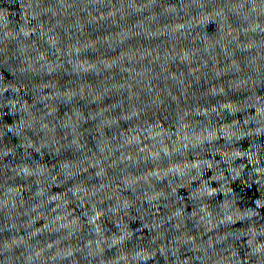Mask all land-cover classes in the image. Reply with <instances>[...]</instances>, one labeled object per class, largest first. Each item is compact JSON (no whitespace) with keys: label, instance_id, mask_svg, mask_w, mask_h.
I'll list each match as a JSON object with an SVG mask.
<instances>
[{"label":"water","instance_id":"obj_1","mask_svg":"<svg viewBox=\"0 0 264 264\" xmlns=\"http://www.w3.org/2000/svg\"><path fill=\"white\" fill-rule=\"evenodd\" d=\"M0 264H264V0H0Z\"/></svg>","mask_w":264,"mask_h":264}]
</instances>
